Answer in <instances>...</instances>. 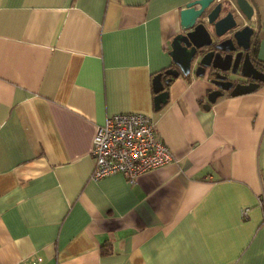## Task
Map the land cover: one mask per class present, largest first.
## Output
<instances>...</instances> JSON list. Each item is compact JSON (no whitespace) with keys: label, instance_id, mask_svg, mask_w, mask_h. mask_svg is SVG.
<instances>
[{"label":"crops","instance_id":"obj_1","mask_svg":"<svg viewBox=\"0 0 264 264\" xmlns=\"http://www.w3.org/2000/svg\"><path fill=\"white\" fill-rule=\"evenodd\" d=\"M191 1L0 0V264H264V83L208 105L209 77L179 75L153 108ZM130 112L173 161L92 180L96 129Z\"/></svg>","mask_w":264,"mask_h":264},{"label":"water","instance_id":"obj_2","mask_svg":"<svg viewBox=\"0 0 264 264\" xmlns=\"http://www.w3.org/2000/svg\"><path fill=\"white\" fill-rule=\"evenodd\" d=\"M215 1L192 0L178 11L179 31L172 38L169 51L175 68L164 71L168 76L164 80L162 73L152 78L155 111L168 101L165 85L180 74L210 78L216 89L208 93V105L230 88V95L238 96L264 83V72L252 57V42L258 31L254 34L250 25L243 24L245 20L250 21L255 5L251 0V3L248 0ZM260 67L264 68V64L260 63ZM231 76L237 78L236 83L229 79ZM238 78L248 82L242 83Z\"/></svg>","mask_w":264,"mask_h":264},{"label":"built area","instance_id":"obj_3","mask_svg":"<svg viewBox=\"0 0 264 264\" xmlns=\"http://www.w3.org/2000/svg\"><path fill=\"white\" fill-rule=\"evenodd\" d=\"M91 155L92 180L121 174L130 184L140 175L173 161L170 149L156 133L152 118L134 112L106 117L96 129ZM258 203L264 207V196Z\"/></svg>","mask_w":264,"mask_h":264},{"label":"flooded vegetation","instance_id":"obj_4","mask_svg":"<svg viewBox=\"0 0 264 264\" xmlns=\"http://www.w3.org/2000/svg\"><path fill=\"white\" fill-rule=\"evenodd\" d=\"M220 1H222V0H217L216 2H220ZM249 1V0H248ZM231 2H232V0H231ZM255 48V45H254V42H252V49H254ZM252 57L253 58H255V56H254V50H253V54H252ZM255 60H257L256 58H255ZM256 66L257 67H259V68H261L262 69V71L264 72V68H262V67H260V63L258 62V60H257V64H256ZM169 68H175V66L174 67H169ZM169 68H167V69H169ZM193 68V67H192ZM166 69V70H167ZM192 70V69H191ZM165 71V70H164ZM164 71H162V72H160V73H162L163 74V76H162V79L164 80V79H166L168 76H166V75H164ZM192 73H190L189 75H191ZM180 75H182V74H180ZM189 75H187V76H189ZM184 76V75H183ZM186 77V76H185ZM177 78V77H176ZM174 79V78H173ZM210 79V78H209ZM233 83H236L237 82V78L236 77H230L229 78ZM239 80H240V82H248V80H245V79H243V78H238ZM214 86V85H213ZM216 89V86H214V90ZM231 90H232V88H230L229 90H227V91H223V94L225 95V94H228V95H230V92H231ZM211 91H213V90H211ZM223 96V95H222ZM221 97V96H220ZM219 98V97H218ZM208 102V101H207Z\"/></svg>","mask_w":264,"mask_h":264},{"label":"trees","instance_id":"obj_5","mask_svg":"<svg viewBox=\"0 0 264 264\" xmlns=\"http://www.w3.org/2000/svg\"><path fill=\"white\" fill-rule=\"evenodd\" d=\"M261 64H264V63H261Z\"/></svg>","mask_w":264,"mask_h":264}]
</instances>
